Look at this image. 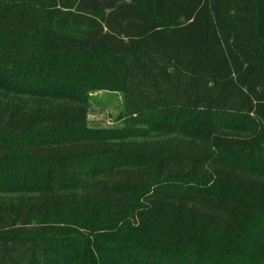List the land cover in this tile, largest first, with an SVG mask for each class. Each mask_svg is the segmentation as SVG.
<instances>
[{
  "label": "trees",
  "instance_id": "obj_1",
  "mask_svg": "<svg viewBox=\"0 0 264 264\" xmlns=\"http://www.w3.org/2000/svg\"><path fill=\"white\" fill-rule=\"evenodd\" d=\"M0 193V264H264V0H0Z\"/></svg>",
  "mask_w": 264,
  "mask_h": 264
},
{
  "label": "rangeland",
  "instance_id": "obj_2",
  "mask_svg": "<svg viewBox=\"0 0 264 264\" xmlns=\"http://www.w3.org/2000/svg\"><path fill=\"white\" fill-rule=\"evenodd\" d=\"M123 96L120 92L111 91H93L89 94V104L87 107V125L90 128H120L124 126L122 120H118L119 114L122 112ZM142 127V126H141ZM135 126L134 129H143L144 127ZM150 140H168L181 139L179 135L158 134L150 132ZM14 195L0 193V199L11 198Z\"/></svg>",
  "mask_w": 264,
  "mask_h": 264
}]
</instances>
